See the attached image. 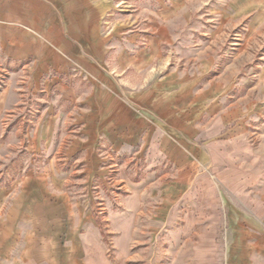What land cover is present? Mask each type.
Returning <instances> with one entry per match:
<instances>
[{
  "label": "crops",
  "instance_id": "crops-1",
  "mask_svg": "<svg viewBox=\"0 0 264 264\" xmlns=\"http://www.w3.org/2000/svg\"><path fill=\"white\" fill-rule=\"evenodd\" d=\"M223 5L240 15L264 11V0ZM112 8V0H0V62L30 69L29 88L47 98L29 150L52 158L22 182L0 230L1 252L20 235L25 264H264V134L252 133L241 110L247 101L228 103L221 81L115 84L102 69L108 40L98 36ZM121 58V69L140 73L141 60ZM13 86L0 117L22 105ZM61 154L84 162L90 182L104 180V157L113 154L125 169L131 156L151 168L171 163L160 178L154 168L143 178L121 171L128 195L108 218L112 260L97 218L67 193L73 172L56 164Z\"/></svg>",
  "mask_w": 264,
  "mask_h": 264
},
{
  "label": "rangeland",
  "instance_id": "rangeland-1",
  "mask_svg": "<svg viewBox=\"0 0 264 264\" xmlns=\"http://www.w3.org/2000/svg\"><path fill=\"white\" fill-rule=\"evenodd\" d=\"M227 1L112 0L113 8L105 14L98 34L108 40V55L102 69L112 76L115 84L127 88L148 87L166 79H172L171 83L178 86L201 80L212 85L221 81L227 86L228 103L247 101L248 105L244 102L241 110L248 111L246 119L252 125V133L263 135L264 11L258 9L241 15L225 12V7L231 8L223 5ZM122 54L141 60L140 73L120 68ZM204 70L208 77H202ZM30 71L23 65L0 62V99L14 85L22 101L20 108L4 110L0 117V230L10 213L17 210L22 182L31 175L42 174L52 160L48 151L29 150L30 136L48 116V100L41 88L36 92L28 86ZM81 79L78 84L85 90L89 79ZM233 85L237 86L234 91ZM241 97L244 99L239 100ZM246 106L249 108L245 109ZM133 157L127 169L122 168L114 154L104 157L108 174L100 182L89 181L84 162L62 154L55 158L59 167L73 172L67 193L86 203L97 218L109 260L113 259L114 249L107 233L108 218L123 209L128 195L121 171L143 178L154 168L161 170L155 174L160 178L172 170L167 159L158 160L156 168H151L145 156ZM25 242V236L12 237L10 250L4 253L0 250V264H25L21 258Z\"/></svg>",
  "mask_w": 264,
  "mask_h": 264
}]
</instances>
